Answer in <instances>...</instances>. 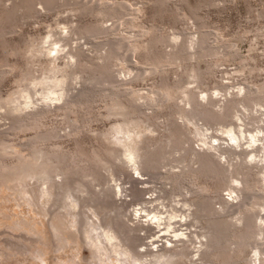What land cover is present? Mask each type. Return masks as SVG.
I'll return each mask as SVG.
<instances>
[{
	"label": "rangeland",
	"instance_id": "rangeland-1",
	"mask_svg": "<svg viewBox=\"0 0 264 264\" xmlns=\"http://www.w3.org/2000/svg\"><path fill=\"white\" fill-rule=\"evenodd\" d=\"M102 2H113L125 6L126 15L117 13L104 17V15L96 12H87V14L76 10L77 5L100 6ZM13 3L14 0H0V24L4 20L7 22L6 8ZM167 4H169V9L161 13L159 12L160 6L154 0H56L53 9L50 10L36 2L35 6L39 9L37 15L35 14L36 18L23 9L19 10L15 14L19 16L13 17V20H17L19 17L17 21L21 26L16 27L17 31L15 30L13 34H9L7 41L0 38V64L3 65L1 68L5 70L4 75L2 74L0 77V102H5L13 97H22L26 95L25 93L33 95L32 98L44 97L45 95L39 93L38 90L40 91L43 84H48L47 80L49 84L52 83L49 80L50 77L67 79L73 74L71 78L73 91L81 89V97L91 96L99 92L104 96L109 95L113 89L109 82L98 84L84 82L82 75L86 76L88 73H82L77 68L76 53L79 51L81 55L83 53L81 58L85 61L87 58L90 61H101L100 50L104 51L105 47L108 48L111 45L123 53L122 58L118 57L114 61L112 60V67H114L115 74L120 80H128L124 86L125 97L122 96L120 103L116 104L110 98L101 96L102 98H97L98 102L93 101L91 105L94 106L93 108L90 106L82 109L81 107L78 112L79 114L83 112L82 116L89 117L91 129L77 136L80 141L76 137L66 135L69 130L65 120L72 121L77 117V111L66 109L49 113L44 118L46 127L53 128L54 126L60 129V133L64 134V137L52 139L57 143L56 145L70 151L77 147V141H79L83 147L96 148L95 151L98 153L111 147L114 152L123 154L127 147L123 141H116L118 136L124 137L122 138L124 141L128 139L127 141L131 144L133 142L127 138L128 134L135 138L140 137L136 138L138 143L147 142V139L153 141L156 136V138L164 137L163 139L167 138L168 135L170 137L175 136L177 133L175 129L177 128L171 122L173 117L185 124L176 112L178 107L172 105V102H169L171 100H168L169 103L166 102L165 105H158L155 100L158 102L160 100L154 97L158 93V85L165 79L177 85V103L179 106L187 107V109H190L189 105L183 98L187 90H194L207 107L210 105L206 95H212L213 102L217 104L215 109L217 108L221 112H223L222 103L224 105L226 100L235 96V101H231L228 109L224 111L226 117L222 122H213L208 129L204 128L206 125H204L203 118H195L198 119L195 121L201 128L199 127L198 130L194 125L188 123L186 125L192 131H185L183 137L190 136L191 140L193 139V145L201 151L210 149L200 138L206 137L210 139L208 141L212 142L217 136L226 137L225 140L224 138L220 140L224 147L232 152H241V148L233 145V142L228 140L225 134L226 130L231 129L235 123L236 129H247L248 138L243 137V141L247 150L245 156L250 159L247 153L251 149H248L249 143L247 142L253 140V135L260 134L263 136V133L260 132V126L264 125V99H258L252 103L256 109L253 115H249V111L244 108L241 101L244 97L243 87L249 86L256 89L264 86V0H167ZM192 10L196 11L202 24L198 23L199 21L193 15ZM16 20L15 23H17ZM93 22L102 23L101 25L109 27V33L107 35H91L74 31L76 27H79L78 25ZM153 25L160 29L161 34L169 36L170 39L168 40L170 44L167 43V40L161 41L162 43L157 44V49L154 45V49L169 52L178 51L183 44H187L188 50L191 52L189 63H169L165 69L162 68L161 70L148 66L144 61V56L151 52V49L146 46L149 33L143 34L144 36L141 35L143 37L139 36L143 42L142 49L138 48L133 52L127 49L129 45L126 37H134L140 30H149ZM202 31L209 33L210 46L213 47L212 53L206 55L207 58L205 56L201 58L197 54L201 47L198 40ZM49 33L51 34L50 37H48ZM175 37L176 40H174ZM46 39L47 41H45ZM53 49L58 50L56 55L59 52V54L63 53L64 56L67 52L63 57L65 59H62L61 54H58V59L52 61L50 57L55 53ZM49 50H51L50 53ZM69 51H71L70 54ZM90 61L86 64L91 65ZM52 69L54 71L56 69L55 73ZM62 69L64 70L62 71ZM73 70L74 73H72ZM137 72H140L143 77L136 76L135 73ZM93 74L90 72L88 75ZM199 74L203 76L202 81L197 76ZM130 79L131 81H129ZM40 84L41 86H39ZM27 86L28 88H26ZM27 89L32 90V92ZM24 91L26 92L24 93ZM46 101L49 102L50 100L45 98L37 100L39 103ZM219 104L221 108H218ZM135 105H138L137 109ZM51 107L53 108L52 105ZM140 108L146 115L141 114V112V115H138ZM8 113L7 109L1 107L0 129L10 132L1 136L0 148H4V150L0 151V154L6 153L9 155L8 157H12V162L16 163L21 143L29 141L33 137L34 131L14 128L16 125L8 118L10 116ZM14 113L19 114V112ZM95 114L97 115L94 116ZM117 127L120 128L118 133L115 131ZM110 129L112 131L110 138L114 139V143H111L108 138H104L105 136L98 132L99 130ZM198 132L204 133L201 136ZM207 136H212V138ZM11 145H15V147L11 148ZM9 150H14L13 152L16 153L10 156L7 152ZM256 150L261 156H264V141L256 147ZM27 153V150L24 151V155ZM208 153L215 152L212 150ZM186 154L188 153L184 150H178L172 145L167 146L154 153V158L161 155L165 156H162V163L166 166L158 169L148 168L141 170V172L137 171V167L133 165V160L125 156L124 158L129 161L127 166L115 158L113 167H108L103 163L102 165H93L92 170H82L81 168L69 170L68 174H64V176L62 173H53L54 179L60 182L67 176L74 180L83 178L90 180L93 178L89 175L90 171L97 174L99 172L97 182L91 180L89 185L96 192L105 189V192L101 194L102 198L112 204V207L107 208V210L113 208L106 218L112 216L114 221L123 229L135 228L129 232L132 243L134 248L139 251L141 259H144L146 263L144 261L140 263L117 253L106 239L105 234H100V230H96L101 223L100 218L87 207L83 208L86 212L85 220L88 222L90 231L93 229L92 234L94 233V236L91 235V237H95L93 239L95 241L91 237L86 238L87 234H81L78 217H75L80 207L73 204L74 208L61 206L62 201L63 204H71L74 199L73 196L67 194L65 198L64 195L62 197L64 199L56 200L58 201L56 204L55 189L48 182L41 179L36 180L35 177L29 176L24 178V182L23 179H18L15 172L18 167H20L19 169L22 168L21 165L16 164L12 170H0V264H159V260L162 259L161 255L166 248H176L178 252L177 256L173 257L175 261L172 264H219L213 258H203L202 250L205 247L202 242L206 241V238L202 234L205 231L204 227L208 224L205 223L204 219L197 220L190 215L191 211L189 212L188 208L183 206L182 196L165 197L164 191L171 190L172 184L158 177L160 172L165 173L171 168L168 163L177 165V162H173V157ZM211 156H208V159L214 158ZM216 156L219 157L218 154ZM221 161L228 165L225 157L221 158ZM250 164H254V161H250ZM174 170L179 171V168ZM261 174L259 175L262 176L263 174ZM104 176L105 178H103ZM138 177L139 180L134 181ZM107 179L109 180L107 181ZM222 192L228 193L226 190ZM74 193L87 196L86 192H80V190H76ZM248 194L250 195L251 191ZM158 195L161 197H157ZM225 196L230 198L228 195ZM240 203L238 202L237 205ZM174 205L178 206L180 211L169 229L173 231L178 228L180 233L194 232L190 234L193 240L190 241L187 234L184 236L186 243L182 244L178 241L175 246L173 241L176 240V232L167 233L169 230L163 229L162 224L161 226L156 224L150 226L146 220L148 216H144L146 211H140L142 207L149 208V211L155 208L172 210ZM235 207L236 205L230 207L229 212L235 210ZM192 209L195 210V207ZM107 210L103 208L102 213L105 214ZM140 213L143 216H140ZM184 213L187 214V217ZM261 241L262 246H264V239ZM155 254H158L159 257H156ZM256 259V250L249 248L240 252L235 264H254L253 260ZM257 261L259 264V259Z\"/></svg>",
	"mask_w": 264,
	"mask_h": 264
},
{
	"label": "bare ground",
	"instance_id": "bare-ground-1",
	"mask_svg": "<svg viewBox=\"0 0 264 264\" xmlns=\"http://www.w3.org/2000/svg\"><path fill=\"white\" fill-rule=\"evenodd\" d=\"M154 1L160 6V10H159L160 13L165 12L166 9H169L168 7L169 4L166 5L167 0H154ZM36 2L41 3L44 8L50 10L53 9L56 0H14V3L10 7L6 8L7 17L9 20L7 19V22L4 20V22L0 24V38H3L5 41H7L9 34L10 33L13 34L14 31L16 30L15 28L16 27L18 28V26L20 25L17 21L19 17L17 18V20L15 19L17 23H15V20H13V17L16 18V16H19V15H15L16 13L19 12V10L23 9L29 14L34 15L35 17V14L39 12V9L35 6ZM77 6H78L76 7L77 11H80L82 13L96 12L101 15H104V17H106L105 15H113V14L116 15L117 13L124 15L125 11H127L125 6L121 4L117 5L116 3L113 2L112 3L102 2V5L100 6L84 5V4ZM168 13L170 14V12ZM192 13L196 17V19H198L199 22L198 21L197 22L199 24L200 23L202 24V22H200L201 19L197 16L198 14L196 13V11L192 10ZM101 24L94 22L84 23L78 25L79 27H76L74 31L76 30L83 34H91V35H107L110 31V28L103 26ZM145 33H149V37L147 38L148 44L146 46L149 47V49H151V52L144 56V61L148 64V66L150 65L152 68H157L161 70L162 68L165 69L167 64L169 63L174 64L176 62H179L182 64V63L190 62L191 52L188 50L189 46L187 44H183L178 49V51L174 50L169 52L165 50L164 51L155 50L157 49L156 47L157 44L161 41L165 42V40H167V43L170 44V41H168L170 40L168 38L169 36H164V34H161L160 29H158L157 26L155 25H153L149 30H140L134 35V37H126L127 44L129 45L127 49L131 50L130 52H133V50L136 51L138 50V48L142 49L141 47H143V42L142 39L140 40L139 36ZM200 33H201V37L198 41L200 42L201 47L198 50L197 54L199 57L202 58L203 56L206 57V55L211 54L213 47L210 46L211 41L209 40V33L204 31ZM50 35L51 34L49 33L48 37H50ZM47 39L45 41H47ZM174 40H176V37L174 38ZM154 45L156 47L155 49H154ZM57 51L58 50H56L55 53L50 57L52 61L58 59L59 52L56 55ZM100 51H101L100 52L101 61L99 60L90 61L88 58H87L88 60L86 59L85 61L84 59L81 58V56H83V53L81 55V52L79 51L78 53H76V64L78 66L76 67L79 68L82 73L83 72H87L88 74L90 72L94 73L93 75L90 76L88 74H86V76L82 75L84 82L87 81L95 84L109 82V84H111L113 87L109 95L104 96L102 95V93L99 92L91 96L88 95L81 97V91H82L81 89L73 91L74 88L72 86L71 78L73 77L74 74L67 79L54 78L52 74L53 77L49 76L50 77L49 80H51L50 82L52 83L49 84V81L47 80L48 84L46 85L43 84L40 91L38 90L39 93L45 95L44 97L32 98L33 95L31 96V95H27L28 93H25L27 90L30 89L29 88L26 91H24L26 95H23L21 93V95H23L22 96L23 98L21 96H19L18 98L13 97L5 102H0V109L1 107L7 109V111L9 112L8 115H10L8 116V118L11 119V121H13V123H15L16 125L14 126V128L31 129L34 131L33 137L30 138L29 141L26 142L23 141L24 143H21V148L18 151V157L16 163L12 162L11 160L12 157L11 158L8 157L9 155H7L6 153L0 154V170L3 169L12 170L16 164H19L22 166V168L19 169L20 167H18V169L15 172L18 179H23L24 182V178L29 176V177H35L36 180L41 179L44 182H48L50 186L54 187L55 189V194H54L55 201L59 200L64 195L66 198L67 194L73 196L74 199L71 204H67V203L63 204L62 200H61L62 205L61 202L59 204L61 206H66V207L69 206L72 208H74V206L80 207L79 212L75 214L76 215L75 217H78V225L81 234L82 233L87 234L86 238L91 237V235L94 236L93 235L94 233L92 234L93 229L92 231H90L88 227V222L85 220L86 212L85 209L83 210V208L87 207L90 210H93V213L100 218L101 223L100 225H98L96 230H100L101 232L100 234H105L106 239L112 244V248L117 253L125 255L127 258H132L133 260L142 263L144 259L143 260L141 259V255L139 251H137L134 248V245L132 243V238L129 233L135 228L128 227V229H123L114 221V218L112 216L106 218V216L110 214V211L113 208L111 210H107V208L112 207V204H110L106 199L104 200L102 198L101 194L105 192V189H102L100 192H96L95 189L93 187H90L89 185V181L91 180L94 181L96 180L97 182L99 172L97 174L90 171L89 175L93 177L90 180H85L84 178L80 180L79 179L74 180L72 178H68L67 176L64 177V179L61 180L60 182L54 179L53 173H62L63 174L62 176H64V174L65 175L68 174L69 170H74L76 168L78 169L81 168L82 170H92L93 165H102L103 163L106 164V166L108 167L111 166L113 167V165L115 164V158L121 160L123 164L127 166L126 164H129V161H127L124 158L125 156H128L133 160L134 162L133 165L137 167L136 168L137 171L139 170L141 172V170H145L148 168L158 169L166 166L165 164L162 163L163 157L165 156L161 155L157 158H154V153L158 152L162 148L172 145L178 150L186 151L188 154L181 155L179 157H173L174 161L173 159L172 161L177 162V165H173L172 163L167 162L168 165H171V168L165 173L160 172L158 174V177L172 184L171 190L164 191L165 197L171 198L173 195L182 196L181 201L183 202V206H186L189 212L191 211L190 215L194 216V218L197 220L202 218L205 220V223L208 224L204 227L205 231L202 234L206 238V241L202 242V245L205 247L204 250H202L203 258H209V259L213 258L215 259V261H218L217 263L219 264H235L238 261V256L240 252L247 250L249 248H253L257 252V259H259V264H264V246H262V241H261V239H264V156H261L256 150V147H258L260 143L264 141V125L260 126V132L263 133L262 134L263 136H261L260 134L253 135V140L247 142L249 143L248 149H251L249 153H247L249 154L250 159H248V157L245 156L247 150L245 149V145H244L245 142L243 141V137H245L246 139L248 138L246 134L247 129L238 130L236 129L237 127H235V123H233L234 126L232 125L233 127L231 129L229 130L225 129L226 130L225 134L227 135L228 140L230 139L231 142H233V145H237V147L241 148V152H237V151L232 152L226 147H224L223 142L220 140L223 138L225 140L226 137H221V136H217V138H214L212 142L208 141L210 139H207L206 137L200 138V140H204L205 144L208 146V149L210 150L208 151L198 150L193 145V139L191 140L190 136L187 135L185 136L186 138L183 137V134H185L184 132L189 130L186 124L191 123L192 125H194L195 128H198L199 130L200 126H198L199 124H197L196 121L200 118H203L204 120V125H206V127L204 126V128H208V129L211 123L213 124V122L215 123L222 122L226 117L224 111L228 109L231 101H235L236 97L233 96L231 99L228 100H226L225 98L226 103L224 105L222 103L221 107L223 108V112H221L220 110H217V108L215 109V106L217 104L216 102H213L212 95L210 94L206 95L210 105V107H207L202 103L200 97L197 95V93L194 90H187L185 92V96L183 97L184 99H186L185 101L189 105L190 109H187V107L179 106V104L177 103L178 102L177 100L178 95L176 93L177 85L163 78L164 80L158 85V93H156V95L154 96L156 99H159L160 102H158V100H155V102L158 105H165L168 100H171L169 102H172V105L178 107L176 112L180 115L179 117L183 119V122L185 124H182V122H179L177 119L173 117L171 122L177 128L175 129L177 131L175 136L170 137L168 135V137L166 136L167 138L165 139H163L164 137L156 138L157 137L156 136L155 140L153 141H149V139H147L148 140L147 142L141 141V143H138L139 141H137L136 138H140V137L135 138L134 136H130L128 134L127 138H129L130 141L133 142V144L129 143L127 141L128 139L124 141V139H122L124 137L118 136V140L116 139V141H120V142L123 141L127 147L123 152V154L114 152L113 148L111 147L105 149L104 151H101L100 153L95 151L96 148L92 149L89 147L88 148L83 147L79 142L80 138L78 139L77 136L82 135L83 132L91 128L89 126L90 124L89 117L82 116L83 112H81L82 115L79 114L78 112L79 109L81 107L82 109L83 108L86 109L87 107H90L93 101L98 102L97 98L101 96L108 97V99L110 98L111 100H113V103L115 102L116 104H119L121 97L124 96V86H126V84L128 83V80H124V79L120 80L118 76L115 74L114 71L115 69H113L114 67H112L113 65L112 60L114 61L118 57L122 58L123 53L119 52L118 48L113 47L111 45L108 48L105 47L104 51L102 50ZM50 52L51 50H49V53ZM70 52L71 51H69V54ZM62 54H61L62 59H65L63 57H65L67 52L66 54H64V56ZM88 61L91 62V65L86 64V62ZM1 66L3 67V65L0 64V77H2L1 75L2 74L4 75L5 73V70L1 68ZM63 70L64 69H62V71ZM55 71L53 70L54 73ZM72 73H74V70L72 71ZM135 75L142 76L140 72L135 73ZM197 76L199 80L201 79L202 81L203 76L201 74ZM129 81H131V79ZM42 82H44V80H42ZM41 84L39 86H41ZM26 88H28V86ZM243 89H244V93H243L244 97L242 98L241 102L243 103L244 108H246L249 111L250 113L249 115H253V112L256 109H254L253 107L254 105H252V103L258 99H264V86H260L256 89L247 86L246 88L243 87ZM30 92H32V90ZM34 92L36 94V91ZM20 97L24 100H22ZM43 98L50 101L49 102L46 101L44 103L37 102V100H41ZM51 105L53 106V108L51 107ZM137 107L138 105L136 106V109ZM221 107L219 104L218 108ZM66 109L77 111L78 114L76 118L72 119V121L65 120L66 123L68 124L67 129L69 130L66 133V135H69L71 137L72 136L76 137L79 140L77 141V147L75 146L76 148L70 151H67L60 145H56L57 143H55V141L52 140L53 138L54 139L61 138L64 135L60 133L59 131L60 129L55 128L54 126L53 128L46 127V123L44 122V118L47 117L49 113L51 114L52 112L54 111L56 112L57 110H59L60 112V110L64 111ZM141 109L142 108H140L138 115H141L142 113L145 114L143 111H141ZM14 112H19V114ZM11 115L14 116L16 115V116L14 117ZM96 115L97 114H95L94 116ZM143 116H141V118H143ZM148 118H151V116H148ZM119 129L120 128L117 127L115 131L118 133ZM181 130L184 131L182 132ZM9 132H10L9 130L0 129V140L2 139L1 137L2 135L9 134ZM98 132L103 134V136H105L104 138L106 139L108 138L111 143L113 142L114 139L110 138V136L112 135L111 129L105 131L99 130ZM198 133H200L202 136L204 132H198ZM205 135L207 134L205 133ZM212 136H216V135H212ZM212 136L209 137L212 138ZM204 142L202 143L204 144ZM187 143L188 145L186 146ZM10 147L11 148L15 147V145H11ZM211 149L215 153L212 154L208 153V152H212ZM3 150L4 148H0V151ZM26 150L28 151V153L24 155V151ZM13 151L9 150L7 152L8 154H10V156H12L14 153H16ZM216 154H218L219 157H217ZM210 155H212L211 157L214 158L208 159L209 158L208 156ZM220 157L221 158L225 157L226 163L228 165L223 164ZM238 158L240 159L237 160ZM250 161H254V164H250ZM175 168H179V171L174 170ZM34 169L36 170L34 171ZM10 173L11 172L9 171V174ZM259 174H261L262 176H260ZM103 178H105V176ZM108 180L109 179H107V181ZM136 180H139V177L135 178L134 181ZM110 188H112V186H110ZM185 189H187V191H185ZM76 190L77 191L80 190V192L81 191L86 192L87 196H84L79 193L75 194L74 191ZM223 190H226L228 193L227 194L223 193L222 192ZM250 191L251 194L249 195L248 193H250ZM225 195H228L230 198H227ZM157 197H161V196L158 195ZM243 200L245 201L242 202ZM238 202L239 203L242 202V203L237 205ZM57 203L58 201H56V204ZM72 204L74 206H72ZM235 205H236L235 210L229 212L230 207ZM192 207H195V210L192 209ZM103 208H106L107 210L105 214L102 213ZM142 210L146 211L147 215L145 214L144 216H148L146 220L149 222L150 226L152 224L161 226L162 224L164 226L163 229H165L166 231L169 230V232L167 233L176 232L177 234L176 240L173 241L174 246L178 241L182 242V244H185L186 241L184 240V236L187 234H188L187 236L190 238V241L193 240L190 234L194 232L180 233L178 228L173 231L169 229L173 225V220L178 217L177 213L180 211L178 206L176 205L172 206V210L169 209L160 210L158 208H155L154 210L149 211V208L147 207H142L140 211ZM164 212H166V214L163 215ZM184 215L187 217L186 213H184ZM140 216H143V214L140 213ZM91 239L93 240L95 239V237H91ZM186 240H188V238H186ZM177 254L178 252L176 251V248L174 249L166 248L161 255L162 259L160 260L158 259L159 264H169V263L172 264L175 261L173 257L177 256ZM157 256L158 254L156 255V257ZM257 259L253 260L254 264H258Z\"/></svg>",
	"mask_w": 264,
	"mask_h": 264
}]
</instances>
